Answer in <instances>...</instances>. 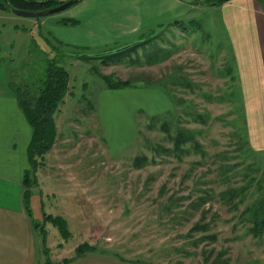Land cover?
Here are the masks:
<instances>
[{
  "label": "rangeland",
  "instance_id": "374dc122",
  "mask_svg": "<svg viewBox=\"0 0 264 264\" xmlns=\"http://www.w3.org/2000/svg\"><path fill=\"white\" fill-rule=\"evenodd\" d=\"M196 8L179 26L155 27L110 57L97 55L102 50L73 57L53 41L52 16L61 11L31 17L0 4V85L5 78L34 82L48 57L69 73L55 114L59 133L29 177L30 190L52 204L37 221L51 262L86 244L154 264H264V227L256 233L249 215H240L246 205L264 207V150L248 143L233 52L216 9ZM106 76L129 79L130 87L119 88L128 91L109 89ZM165 97L173 108L157 111ZM178 132L190 138L176 147ZM226 190L243 192L237 209L220 197ZM202 209L205 235L186 236Z\"/></svg>",
  "mask_w": 264,
  "mask_h": 264
},
{
  "label": "crops",
  "instance_id": "0c3cea01",
  "mask_svg": "<svg viewBox=\"0 0 264 264\" xmlns=\"http://www.w3.org/2000/svg\"><path fill=\"white\" fill-rule=\"evenodd\" d=\"M212 5L231 44L248 143L264 150V0H221ZM197 6L198 2L188 0H78L52 16L51 23L56 24L53 41L70 49L73 57L81 50L105 52L172 21L179 20L171 27L179 26ZM10 84L5 78L0 85V264H44L48 258L45 240L34 223L42 219L45 205L51 208L52 204L32 189L31 216L23 205L32 127ZM164 99L165 106L157 111L173 108L171 100ZM55 123L58 134L56 115ZM50 191L54 197V190ZM68 259L52 264H138L98 249L73 253Z\"/></svg>",
  "mask_w": 264,
  "mask_h": 264
},
{
  "label": "trees",
  "instance_id": "16d2710c",
  "mask_svg": "<svg viewBox=\"0 0 264 264\" xmlns=\"http://www.w3.org/2000/svg\"><path fill=\"white\" fill-rule=\"evenodd\" d=\"M9 3L17 8H27L26 6H32L35 8H47L49 7V0H8ZM63 1V0H62ZM62 1H58L59 4ZM78 0H74L71 4L73 5ZM221 0H197L198 3H216ZM0 4L3 7H9L4 0H0ZM139 42H132L129 45L121 48L120 50H112L108 51L103 56L110 57V53H114L115 51H123L124 49L132 48L137 45ZM60 46V45H59ZM52 47L58 49V45L53 44ZM46 51L45 49H42ZM62 53V52H61ZM69 53V52H68ZM62 54H66L64 51ZM84 53H75L74 55H83ZM69 55L73 56V54L69 53ZM69 73L64 68L63 65L59 64V61L54 57H48L45 62L44 72L41 76H39L34 82L25 83L22 85L14 84L11 81V87L14 91V94L21 106L27 120L29 121L32 127L31 140L28 146V158H29V168L26 170L24 178H23V205L28 213L31 216V208H30V194L31 190L29 188L30 182V172L33 169L35 172V168L37 166L36 159L38 157L43 156L52 146L56 137V123H55V114L59 110V106L64 102L65 94L68 87ZM106 86L110 88H119L131 85L129 79L125 80H113L106 76L105 78ZM190 138V137H188ZM187 137L183 136V133L178 132L175 139L176 147H179ZM138 159V158H137ZM243 192H237L226 190L220 192V197L223 199H227L226 203L230 204V208L237 209V205L240 202H244V195H241ZM235 195H238L237 199ZM237 196V197H238ZM241 196V197H240ZM236 198V199H235ZM201 200V199H200ZM263 202V201H262ZM261 202V203H262ZM259 202V204H255L254 207H250L246 205L242 209L240 215H249L245 216L252 222L251 230L254 232H258L260 229L264 227V207ZM199 204V202L197 203ZM207 209L201 210V217L197 220L186 232V236H193L195 232H203L198 240L203 238L205 235V230L208 228L209 223L202 222L204 217L206 216ZM49 215V214H48ZM47 215L45 219H47ZM54 223L62 224L61 220L57 217L51 218ZM56 223V224H57ZM35 226H38L37 223H34ZM43 235V234H42ZM212 237H216L213 235ZM45 240V238H44ZM196 240V241H198ZM93 248L88 247L86 244H81V246L77 247L75 251V255L83 252L85 250H91ZM224 250H220L216 257H220ZM207 259V258H206ZM69 260L68 258L65 261ZM138 264H154L153 262H149L146 260H135ZM218 261L216 258L212 264ZM44 264H52V262L47 258Z\"/></svg>",
  "mask_w": 264,
  "mask_h": 264
},
{
  "label": "water",
  "instance_id": "95a60500",
  "mask_svg": "<svg viewBox=\"0 0 264 264\" xmlns=\"http://www.w3.org/2000/svg\"><path fill=\"white\" fill-rule=\"evenodd\" d=\"M188 1L196 2L197 0H188ZM4 2H6V4L9 6V8L17 14L31 16V17H41V16H47V15H50V14H53V13H56V12H59V11L66 9L67 7L71 6V4L74 2V0H64V1L60 2L59 4H56L54 6L47 7V8H42L39 10H28V9H23V8H17V7L12 6L8 0H4ZM134 42H136V41H134ZM129 44L130 43L125 44V45L120 46V47H117V48H114V49L120 50L121 48H123ZM114 49H111L108 51H112V50L114 51ZM108 51L98 53L97 55L103 56ZM105 235H106V233L103 234V236H105Z\"/></svg>",
  "mask_w": 264,
  "mask_h": 264
}]
</instances>
